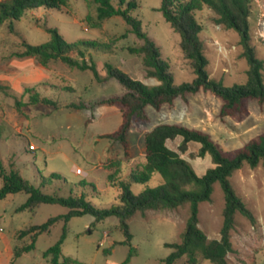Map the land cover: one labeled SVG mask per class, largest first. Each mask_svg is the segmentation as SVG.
Returning a JSON list of instances; mask_svg holds the SVG:
<instances>
[{"label":"rangeland","instance_id":"374dc122","mask_svg":"<svg viewBox=\"0 0 264 264\" xmlns=\"http://www.w3.org/2000/svg\"><path fill=\"white\" fill-rule=\"evenodd\" d=\"M110 1L118 7L121 0ZM122 1L123 9L135 3L136 7L130 9L128 14L140 22L142 31L155 42L173 76L174 86L192 83L195 76L183 57L179 46L180 37L158 11L161 0ZM251 12V44L256 57L264 62V28L258 25V19L264 15V0H253ZM88 15H96L93 4L85 0H69V7L65 11H27L15 22L17 36L10 34L6 26L1 27L0 77L5 73L14 77L16 67L9 62L17 60L11 54L20 50L22 40L31 45L49 41L50 34L40 27L43 24L56 29L67 43L94 41L110 45L104 50H85L86 59L87 56L91 57L102 82L95 79L92 71L70 69L61 62L51 63L47 67L48 78L36 84V91L40 97L53 100L58 106L28 105V95L21 96L13 87V84L18 85L17 82L0 81L11 88L8 95L0 93V158L6 172H18L36 187H39L42 177L57 174L61 181H55L51 187L43 189L44 193L57 192L62 197L85 194L95 207L110 208L119 204L120 189L117 182L127 180L131 173L140 169L136 166L144 159V133L158 124L179 123L189 129L203 131L223 151L242 148L251 139L264 134V102L249 100L248 113L241 119L222 118L221 100L209 92L201 91L178 98L172 106H163L159 111L148 106L146 114L149 120H136L133 123L128 132L126 148L107 138L121 125V113L116 107L95 104L103 98L121 95L124 89L117 80H106V65L147 86H154L158 82L145 77L141 58L127 50V47L140 44L135 35L129 34L126 39H119L128 29L121 17L108 18L96 28L88 24ZM213 16L207 8L195 12V18L202 26L200 39L208 61V74L210 78L221 81L226 88L243 85L246 82L247 62L242 56L239 36L233 30L215 26ZM65 87L73 88V92L61 89ZM21 88L24 90L25 87ZM72 102H84L94 108L73 110L64 107ZM177 139L181 142V138ZM175 140L168 141V146L178 152L180 143ZM29 146H33V149H29ZM199 148L198 143L192 142L181 157L192 165L198 176H202L214 165L208 154L203 158L197 157ZM117 160L120 162L118 168L111 165ZM116 169H119L117 174L114 173ZM113 173L112 182L109 175ZM229 181L256 220L252 225L240 214L235 216V226L231 231L233 251L228 255L229 264H264V168L261 163L255 168L244 163L230 176ZM162 182L160 175L155 173L147 186L155 187ZM2 184L0 179V188ZM145 188V185L133 184L131 191L137 194ZM27 198V194L18 193L0 200V257L3 264L9 261L16 264H50L43 253L61 235L64 223L58 222L49 233L37 238L34 250L13 259L11 253L14 247L30 242L28 238H17L21 230L31 225H41L50 217L67 212L60 205L49 204L41 205L34 212L19 211ZM223 208V192L216 182L211 201L199 204V227L209 239L220 238ZM188 216V204L171 211H147L143 215L137 213L127 221L132 235L130 245L124 243L125 237L116 217L97 223L90 215L74 217L67 224L62 257L70 258L77 264H123L130 249L134 248L136 254L128 264H163L162 260L172 252L166 245L180 241ZM174 264H188L187 258L182 257ZM197 264L212 263L198 257Z\"/></svg>","mask_w":264,"mask_h":264},{"label":"trees","instance_id":"16d2710c","mask_svg":"<svg viewBox=\"0 0 264 264\" xmlns=\"http://www.w3.org/2000/svg\"><path fill=\"white\" fill-rule=\"evenodd\" d=\"M85 1L96 7V15L86 17L91 27H100L104 20L111 17L123 19L128 29L119 39H126L129 34L135 35L140 44L127 47L128 52L141 58L146 78L156 79L159 82L158 85L147 86L118 69L106 65L108 70L106 80L115 79L124 89L121 95L103 98L95 104V106L116 107L121 113V125L113 134L106 136L110 140L119 142L126 148L128 132L133 123L136 120H149L146 114L148 106L159 111L163 106H172L176 99L185 98L187 94H197L202 91L219 98L222 102L220 109L222 118L241 119L248 113L249 100L264 102V62L256 57L255 49L251 44L250 18L253 0H161L158 11L162 13L170 28L179 35V46L183 57L195 76L192 83L180 86H174L173 76L169 73L168 65L162 59L155 42L142 31L140 22L129 16L130 9L136 7L135 3L132 2L123 9L122 0L118 7H115L110 0ZM68 7L69 0H1L0 29L6 26L10 34L17 36L15 22L19 21L27 11L38 9L65 11ZM204 8L214 14L215 26L224 30H233L238 34L239 45L243 50L242 56L247 62L245 84L226 88L221 81L210 78L207 71L208 61L200 39L202 26L195 18V12ZM40 27L50 34L49 41L40 45H31L22 40L20 50L12 53L11 57L18 59L31 57L44 68L51 63L61 62L70 69L92 71L95 79L102 82L91 57L87 56L90 62L86 59L85 50L89 48L104 50L110 47L109 44L94 41L67 43L56 29L44 24ZM37 88L38 85L24 88L21 96L28 95V105L58 106L53 100L40 97L36 91ZM61 89L73 92L71 87ZM9 91H11L10 86L0 82V93L8 95ZM64 107L73 110L94 108L84 102H72ZM176 138H181L178 152L167 145L168 141ZM192 142L200 145L197 157L203 158L208 154L214 165L202 176H198L192 165L181 157ZM144 146V164L136 172L131 173L127 180L117 182L116 185L120 189L119 204L110 208L95 207L87 200L85 194L67 197H62L57 192L46 194L43 189L51 187L55 181H61L59 175L51 174L47 178L42 177L39 187H36L24 180L18 172L14 170L6 172L0 158V179L3 182L0 188V200L9 195L25 193L28 198L20 206L19 211L34 212L43 204L60 205L67 209L63 215L50 217L41 225H31L21 230L17 238L19 240L28 238L30 242L15 246L13 259H18L23 254L34 250L35 242L40 235L49 233L54 224L63 222L59 239L43 253V257L48 259L50 264H77L70 258L62 257V245L66 239L67 224L71 218L90 215L94 217V223H97L109 217H116L125 237L124 243L130 245L132 235L127 221L135 214L143 215L147 211H171L188 204L189 216L180 235V241L166 245L172 249V252L162 260V263L174 264L182 257H186L188 264H197L198 257H201L212 264H229L228 255L233 251L231 231L235 226V216L240 214L252 225L256 223L252 212L236 194L229 178L244 163L251 168L261 163L264 168V134L251 139L242 148L223 151L203 131L189 129L179 123H162L144 133ZM111 165L118 168L120 162L113 161ZM114 173H119V169H116ZM114 173L109 175V180L112 182ZM155 173L160 175L163 182L155 187L147 186ZM216 182L220 184L224 196L223 223L220 238L209 239L199 227V204L211 201L213 185ZM133 184L145 185L146 188L134 194L131 191ZM90 232L91 230L88 229V233ZM135 254V249L131 248L123 264H128Z\"/></svg>","mask_w":264,"mask_h":264},{"label":"crops","instance_id":"0c3cea01","mask_svg":"<svg viewBox=\"0 0 264 264\" xmlns=\"http://www.w3.org/2000/svg\"><path fill=\"white\" fill-rule=\"evenodd\" d=\"M9 64L15 65V67H16V69L14 71V77L12 78L9 76V74L5 73V75L0 77V81L1 82L2 81H15V82H17L18 85L13 84V87L16 90V92H18L20 94L23 93V90L21 88L22 86L23 87H31V86H34L38 83H41V81H43L45 79L47 80V78H48V75H47L48 69L40 66L31 57L21 58V59L17 58V60L14 59V60L10 61ZM158 84H159V82L156 83V85H158ZM169 142H167V145ZM175 142L180 143V139L175 140ZM144 161H145V158L143 159V162H141V164L139 166H136V164H135V166L141 168V166L144 164ZM133 163H134V159L132 158L131 164H133ZM0 255H1V252H0ZM11 255L13 256V250H12ZM23 255H25V254H23ZM0 264H3L1 261V257H0ZM7 264H16V262L9 261Z\"/></svg>","mask_w":264,"mask_h":264},{"label":"built area","instance_id":"2783aa9c","mask_svg":"<svg viewBox=\"0 0 264 264\" xmlns=\"http://www.w3.org/2000/svg\"><path fill=\"white\" fill-rule=\"evenodd\" d=\"M258 25H261V27L264 28V15L262 14L261 17L258 19ZM29 149H33V146H29ZM76 172L78 173L79 170H76Z\"/></svg>","mask_w":264,"mask_h":264}]
</instances>
